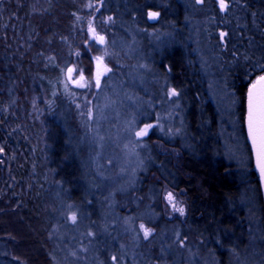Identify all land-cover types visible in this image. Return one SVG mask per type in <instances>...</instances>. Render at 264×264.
I'll list each match as a JSON object with an SVG mask.
<instances>
[{
  "label": "trees",
  "instance_id": "obj_1",
  "mask_svg": "<svg viewBox=\"0 0 264 264\" xmlns=\"http://www.w3.org/2000/svg\"><path fill=\"white\" fill-rule=\"evenodd\" d=\"M99 2L0 0V264H245L264 246L258 176L227 160L211 82L229 79L245 113L264 74V0ZM93 21L107 80L132 69L152 91L134 129L159 122L134 151L133 182L116 154L129 140L90 145L67 78H91L104 56ZM165 191L184 217H167Z\"/></svg>",
  "mask_w": 264,
  "mask_h": 264
},
{
  "label": "rangeland",
  "instance_id": "obj_2",
  "mask_svg": "<svg viewBox=\"0 0 264 264\" xmlns=\"http://www.w3.org/2000/svg\"><path fill=\"white\" fill-rule=\"evenodd\" d=\"M219 8L220 0H216ZM198 5L202 4L201 0H198ZM104 4V0H101L96 7L98 10ZM222 9V8H221ZM223 10V9H222ZM199 14L202 13L201 9H198ZM151 20L157 19L155 17H149ZM93 20V19H92ZM107 20L104 22L106 23ZM199 22L205 23L202 19ZM197 22V23H199ZM206 24V23H205ZM91 28L94 31L92 40L98 44L97 36H102L105 39L102 48L105 50L104 56L99 57L100 60L95 62L94 70L91 78H87L81 69H72L68 73V82L71 88L78 92V97L81 99L79 106H76L78 111L85 112L82 115V119H85L86 126L84 130L85 137L92 142L90 145L94 147L98 146L101 150H115L113 148L116 143L115 139L123 136L122 139L129 140L126 144L123 141V150L121 153L117 152V159L122 164L121 172L119 175L133 182L136 173L134 170L139 167L140 163L134 158V151L141 148L142 140L148 136L158 122L155 124L145 125L144 127L135 130L137 113H141L145 105L151 106V99L146 96H151L152 91L150 85L146 84L145 80L137 78L135 70L129 72L119 73L117 76H112L108 80L107 78L113 73L111 66L107 61L109 54L108 38L105 34L95 29L94 21L91 24ZM211 31V30H210ZM223 37L222 33L220 34ZM123 40H119L121 44ZM135 53L133 51H129ZM221 74H218V76ZM83 77V79H81ZM97 78L99 83L97 84ZM107 80V81H106ZM106 81V82H105ZM229 79L219 76L215 81L211 82L212 99L216 103L221 115L222 130L221 136L224 138V153L227 160L237 166H241L244 170L251 167L252 159L250 150L247 145L245 132H244V110L243 104L239 99V96L229 84ZM82 93L84 94L82 96ZM86 97V99H84ZM172 97V95H169ZM162 121L164 122L166 117V110L161 111ZM116 122V127L111 129L109 124ZM118 129V132H117ZM114 132V133H112ZM127 137V138H124ZM121 139V138H119ZM95 148V147H94ZM139 157V156H137ZM154 177L153 179H155ZM170 192L165 191V210L168 218H182L185 214V208L182 200L174 195L173 200L170 202L167 196ZM255 191V196H256ZM259 198L256 196L255 202L259 206ZM175 205V207H174ZM178 208H182L183 213L177 211ZM260 216V213H259ZM143 225V227H141ZM259 227L263 232V226L259 220ZM139 232L144 239H150L153 235V231L146 227L144 224L138 225ZM145 229L148 230V234H145ZM66 236V231L63 232ZM264 244V236L262 239ZM66 251V250H65ZM66 256L68 252H66ZM255 254H259L254 258L245 261V264H264V246L262 253L258 251ZM71 257V254H70Z\"/></svg>",
  "mask_w": 264,
  "mask_h": 264
},
{
  "label": "snow or ice",
  "instance_id": "obj_3",
  "mask_svg": "<svg viewBox=\"0 0 264 264\" xmlns=\"http://www.w3.org/2000/svg\"><path fill=\"white\" fill-rule=\"evenodd\" d=\"M203 2V0H201ZM220 7L226 8L227 5L224 0H220ZM157 13H152L155 17ZM99 40L103 42V37H99ZM99 61L100 58L97 57ZM71 72V69L69 70ZM83 79V77H81ZM99 79L97 78V84ZM248 128L249 135L252 139L254 149L256 151L257 163L260 168L261 175L264 176V75L260 76L258 81L252 85V88L248 93ZM167 199L171 202L173 196L168 194ZM175 207V205H174ZM177 211L183 213L182 208H178ZM75 220V216H73ZM143 227V225H141ZM145 234H148V230L145 229Z\"/></svg>",
  "mask_w": 264,
  "mask_h": 264
},
{
  "label": "water",
  "instance_id": "obj_4",
  "mask_svg": "<svg viewBox=\"0 0 264 264\" xmlns=\"http://www.w3.org/2000/svg\"><path fill=\"white\" fill-rule=\"evenodd\" d=\"M99 37H102V36H97L96 39L98 41V44L100 46H103L105 39L103 38V42H101L99 40ZM262 75H264V74H262ZM258 79H259V77L248 87L247 92H246L245 113H244V132H245L247 145H248L250 153H251L252 165H253V168H254L255 172L257 173V176H258V183H259V188H260V193H261V198H262V203H263V210H264V176L261 175L260 168L258 167L256 151L254 149L252 139L249 135V128H248V93H249V90L252 88V85L255 84L258 81Z\"/></svg>",
  "mask_w": 264,
  "mask_h": 264
}]
</instances>
